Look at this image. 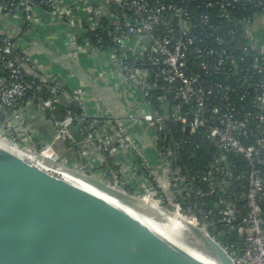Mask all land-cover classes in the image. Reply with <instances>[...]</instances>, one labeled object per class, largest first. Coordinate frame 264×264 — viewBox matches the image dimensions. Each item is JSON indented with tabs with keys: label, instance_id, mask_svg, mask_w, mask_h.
Masks as SVG:
<instances>
[{
	"label": "built area",
	"instance_id": "obj_1",
	"mask_svg": "<svg viewBox=\"0 0 264 264\" xmlns=\"http://www.w3.org/2000/svg\"><path fill=\"white\" fill-rule=\"evenodd\" d=\"M65 1L0 0V18L27 29L24 34L34 32L44 39L51 34L64 46L77 47V54L85 58L99 57L102 75L125 72L144 109L142 117L135 116L154 131L157 149L143 155L133 136L104 108L97 103L90 107L88 94L68 90L58 74L48 78L41 73L20 45L22 35L0 29V126L10 140L57 163L63 158L56 144L70 143V153L80 162L73 168L205 229L236 264H264V28L260 26L264 15L255 22L238 17L240 5L254 3L263 8L264 0ZM194 4L218 9L220 23L240 24L247 42L232 46L217 38L221 49L199 46ZM200 24L210 35L220 28L208 12L201 14ZM227 35L236 38L237 33L230 30ZM193 59L197 68L191 65ZM243 65L247 67L242 69ZM222 70H229L228 78L243 79L241 100L246 102L251 92L256 93L255 109L240 107L229 85L209 84ZM33 73L39 74V81L32 79ZM154 91L162 93L159 102L171 106L167 114L153 107ZM214 97L223 104L213 106ZM73 99L81 105L78 115L69 104ZM26 102L48 118L54 141L34 142L31 125L20 113ZM63 104L65 116L59 113ZM5 110L12 115L11 121L3 116ZM70 123L84 136L83 145L70 135ZM173 128L198 136L204 145V139L212 140L224 153L243 158L248 172H239L237 165L220 159L202 173L179 166L181 141L175 140ZM164 142L170 144L163 146ZM91 150L101 161L103 176L91 171ZM124 150L125 161H116ZM233 230L242 242H232Z\"/></svg>",
	"mask_w": 264,
	"mask_h": 264
},
{
	"label": "water",
	"instance_id": "obj_2",
	"mask_svg": "<svg viewBox=\"0 0 264 264\" xmlns=\"http://www.w3.org/2000/svg\"><path fill=\"white\" fill-rule=\"evenodd\" d=\"M0 29L22 35L20 45L41 73L48 78L58 74L68 90L88 94L90 107L97 103L104 108L133 136L143 155L156 151L154 131L137 120L109 82L98 77L93 62L77 54V47H66L51 35L44 39L34 32L22 34V28L4 16ZM85 59L89 67L84 66ZM74 81L79 85L72 86ZM69 104L75 115L80 114L76 99ZM67 129L76 143L84 144L74 123ZM195 138L212 159L200 138ZM70 157L80 163L74 152ZM151 227L199 246L218 264H236L205 229L63 161L40 157L13 143L0 126V264H208ZM231 240L239 243L243 238L233 230Z\"/></svg>",
	"mask_w": 264,
	"mask_h": 264
},
{
	"label": "trees",
	"instance_id": "obj_3",
	"mask_svg": "<svg viewBox=\"0 0 264 264\" xmlns=\"http://www.w3.org/2000/svg\"><path fill=\"white\" fill-rule=\"evenodd\" d=\"M193 18H194V24L196 25L195 33L198 36V43L199 46H209L214 47L216 49H221L222 46L217 43V38H223L225 42L230 43L232 46L236 45L237 43H246L247 41L242 37V31L240 29V24H238L239 27H233L232 25L226 23L224 21L223 23H220L219 19H216L219 15L218 9H210L206 10L205 8H197V4H194L193 7ZM238 17L244 21L248 18H251L252 22H255L258 20V17L264 15V7L263 8H257L255 7L254 3L251 4H242L238 7ZM208 12L211 16L212 22L219 23L220 28H217L216 33L214 35H210V30H206L202 27L200 24V16L202 13ZM230 30H234L237 33L236 38H233L231 36L227 35V32ZM22 34L27 32V29H22ZM82 42V41H81ZM195 55H193V58ZM191 65L193 68H197L198 62L193 59L191 61ZM247 65H243L242 69H245ZM229 71V70H228ZM227 70H222L221 74L215 75L211 77L209 84H218V85H229L231 87V93L235 96V102L238 103L240 107H244L247 110H253L255 109V100L254 97L256 96L255 92H251V94L248 96L250 97V100L244 102L241 100V95L244 94L245 86L243 85V79L241 76H233L232 78H228V72ZM233 75L235 74V70L230 71ZM40 73V72H39ZM198 74H203L202 71L199 69L197 70ZM32 79H35L39 81V77L35 75H31ZM207 78H205L206 80ZM209 80V79H208ZM154 96L153 101V107L156 110H159L163 114H167L169 112V109L171 106H167V104H163L159 102V98L162 95L159 91H154L152 93ZM158 98V99H157ZM210 103L215 105H220L221 102L218 97H214L211 99ZM172 105V104H171ZM20 113L22 116L26 119L28 124H33V122L38 120V117H40L39 111L36 109V106L32 103L26 102L23 106V108L20 110ZM59 113L60 115H66L68 114L66 111V106L63 104L59 106ZM3 116L7 118L8 120H12V115L8 111L3 112ZM46 118V119H45ZM44 120H46L47 124H50L48 118L45 116ZM33 121V122H32ZM14 127H17L16 125ZM174 130V137L175 140L181 141V149L177 153V164L179 166H188L190 167L193 172L195 173H202L204 171H207L209 168H211L215 162L216 159H220L224 161L228 165H237L238 171H244L247 169V172L249 170L248 164H246L245 160L241 157H236L233 154H227L223 151L219 150L217 145L209 139H204V143L206 145L207 150L209 151L212 159L205 153V151L201 148L199 142L195 137H190L189 135H186L185 133H182L179 128H173ZM163 137L164 134H161ZM173 142H171L172 144ZM163 146H168L170 143L164 142L161 143ZM56 148L58 152L60 153L61 157H66L70 151L73 149V146L70 143H63L59 142L56 144ZM213 198H211L212 200Z\"/></svg>",
	"mask_w": 264,
	"mask_h": 264
},
{
	"label": "crops",
	"instance_id": "obj_4",
	"mask_svg": "<svg viewBox=\"0 0 264 264\" xmlns=\"http://www.w3.org/2000/svg\"><path fill=\"white\" fill-rule=\"evenodd\" d=\"M63 1L66 2L65 0H63ZM260 26H262V28H264V18L262 20H260ZM65 36L66 35H64V38H65ZM81 57L83 59V56H81ZM87 59L82 60V61L84 63V66L86 65L87 67H89V63H88ZM88 60L91 63L93 62V69L96 70L98 77H100V79H103L102 81H104V82H109V85L113 88V91L115 92L116 96L117 97L119 96L120 98H122L123 102L124 103L126 102L130 106V109L132 108V110L130 111L131 113L137 114V113L141 112L140 107L139 108L134 107L132 104H129L125 98V96H130V94L127 93V89H125V77H124V75L120 76V75H117L113 72H111L109 75H107V74L102 75L99 72V70L102 69V64H101L102 60L99 57L95 58L94 61L90 58ZM118 76H120L122 78L119 79ZM72 84H73L72 86L79 85L75 81ZM127 86L130 87V85H127ZM130 89H131V87H130ZM39 115H40V117H38V120L35 122L32 121L33 124H30L34 142L36 144H43L45 142L54 141V133H53L52 127L50 126V124H47L46 120H44V118H45L44 114L40 113ZM24 135L25 134H23L22 136H24ZM70 156H71V153H69L66 157H62L64 163H66L72 167L79 166L76 159H74L73 157H70ZM122 160L125 161V150L122 151L121 154L116 159V161H119V162ZM89 163L92 166V168H91L92 172H95L98 175L102 174V176H103V171L101 168V166H102L101 161H100L98 155L95 153L94 150H91L90 157H89Z\"/></svg>",
	"mask_w": 264,
	"mask_h": 264
},
{
	"label": "bare ground",
	"instance_id": "obj_5",
	"mask_svg": "<svg viewBox=\"0 0 264 264\" xmlns=\"http://www.w3.org/2000/svg\"><path fill=\"white\" fill-rule=\"evenodd\" d=\"M92 192V191H91ZM94 193V192H93ZM96 194V193H95ZM98 195V194H97ZM100 196V195H99ZM102 197V196H101ZM104 198V197H103ZM106 199V198H105ZM108 200V199H107ZM109 201V200H108ZM152 228V227H151ZM153 230H155L154 228H152ZM157 231V230H155ZM161 235H164L167 239H169L170 241H172L173 243H175L176 245L180 246L181 248H183L184 250L188 251L190 254H192L194 257L208 263V264H218L217 261L215 259H213V257H211L208 253H206L205 251H203L201 248H199V246H189L187 244V242L185 241H181V240H177V239H173L172 236L167 235L165 233L159 232Z\"/></svg>",
	"mask_w": 264,
	"mask_h": 264
},
{
	"label": "rangeland",
	"instance_id": "obj_6",
	"mask_svg": "<svg viewBox=\"0 0 264 264\" xmlns=\"http://www.w3.org/2000/svg\"><path fill=\"white\" fill-rule=\"evenodd\" d=\"M38 29H39V27H38ZM44 31H46V30H44ZM118 78L121 79L122 77L118 76ZM127 85H129V83L125 80V89H127V93L130 94V96H125L127 102L129 104H132L134 107L139 108L140 102L138 100L137 91H135L133 88L130 89V87ZM140 109H141V107H140ZM138 114L140 115V117H142L144 114V109H141V112H139Z\"/></svg>",
	"mask_w": 264,
	"mask_h": 264
}]
</instances>
